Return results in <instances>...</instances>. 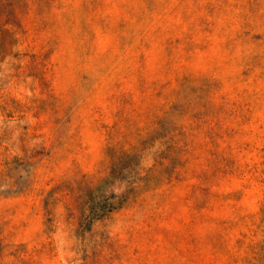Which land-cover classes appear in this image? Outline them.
I'll return each mask as SVG.
<instances>
[{"label":"rangeland","instance_id":"rangeland-1","mask_svg":"<svg viewBox=\"0 0 264 264\" xmlns=\"http://www.w3.org/2000/svg\"><path fill=\"white\" fill-rule=\"evenodd\" d=\"M0 264H264V0H0Z\"/></svg>","mask_w":264,"mask_h":264}]
</instances>
